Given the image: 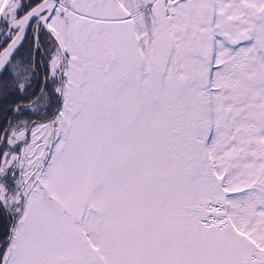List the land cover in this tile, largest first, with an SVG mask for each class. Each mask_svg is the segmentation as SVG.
Wrapping results in <instances>:
<instances>
[{"label": "snow or ice", "instance_id": "obj_1", "mask_svg": "<svg viewBox=\"0 0 264 264\" xmlns=\"http://www.w3.org/2000/svg\"><path fill=\"white\" fill-rule=\"evenodd\" d=\"M0 264H264V0H0Z\"/></svg>", "mask_w": 264, "mask_h": 264}]
</instances>
